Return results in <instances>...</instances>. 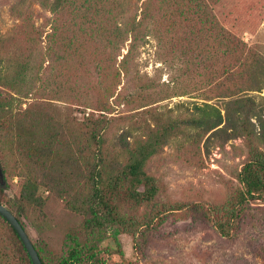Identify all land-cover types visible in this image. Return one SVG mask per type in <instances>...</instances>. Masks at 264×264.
I'll return each instance as SVG.
<instances>
[{
	"label": "trees",
	"instance_id": "obj_1",
	"mask_svg": "<svg viewBox=\"0 0 264 264\" xmlns=\"http://www.w3.org/2000/svg\"><path fill=\"white\" fill-rule=\"evenodd\" d=\"M40 1L51 13L49 28L41 30L26 17L15 29L24 49L33 40L39 41L41 59L36 64L34 87L25 84V52L20 83L0 75V203L25 229L22 217L42 210L45 199L38 190H45L46 198L62 202L83 217L68 233L69 247L59 264H98V244L109 238L116 242L119 230L134 236L133 224L122 216V202L137 206L155 196L154 178L144 167L173 132H179L180 126L207 131L225 123L236 128L234 123L240 121L242 126L244 114L254 108L248 92L264 93V56L241 38L264 21V0ZM149 38L156 41L158 55L169 43L173 56L180 55L210 78L213 97L227 100L222 109L195 104L197 115L179 123H165L157 117L154 125L140 127L141 134L132 142L127 138L133 130L126 128L117 141L124 152L121 162L110 155L107 146L110 114L135 100L144 105L158 101L152 93L141 94L143 86L154 88L153 80L138 76L135 61ZM3 63L0 56V68ZM55 65L62 69L57 74L74 78L72 85L53 84ZM95 73L102 85L96 98H86V78ZM127 82L137 90L124 92ZM74 106L92 111L79 118L76 112L81 111ZM10 176L20 180L15 202L3 200ZM238 182L234 198L221 209L214 206L205 213L221 236H229L249 201L264 196L263 152H253L241 166ZM221 210L224 218L217 216ZM0 220L12 241L2 243L0 239V264H31L15 230L2 216ZM109 230L111 236H107ZM75 234L85 238L84 246Z\"/></svg>",
	"mask_w": 264,
	"mask_h": 264
},
{
	"label": "rangeland",
	"instance_id": "obj_2",
	"mask_svg": "<svg viewBox=\"0 0 264 264\" xmlns=\"http://www.w3.org/2000/svg\"><path fill=\"white\" fill-rule=\"evenodd\" d=\"M132 3L129 4L131 9ZM26 17L41 30L49 28L51 13L40 0H0V56L5 62L1 64V78L22 81L20 68L25 52L28 59L24 79L31 88L41 49L36 40L24 49L23 40L16 36L15 29ZM241 38L264 56V21L253 32H244ZM168 46L169 43L164 51L162 49V55H158L156 41L149 38L135 58L138 76L151 78L154 87L143 86L139 91L152 93L158 101L144 105L135 97V101L119 106L118 112L110 114L107 146L110 155L121 162L124 152L117 141L126 128L133 130L127 138L132 142L133 137L141 134L140 127L154 125L157 117L165 123H179L197 115L195 104L209 103L220 109L225 105L227 98L213 97L210 78L206 79V74L195 70L190 61L180 55L173 56ZM15 54V59H10ZM188 66L190 69L186 70ZM60 68L55 65L53 70H56H52L53 84L72 85L73 77L57 74ZM86 81L83 95L96 98L102 85L100 77L95 73ZM135 90L136 85L126 83L124 92ZM247 95L251 96L254 108L244 114L242 126L240 121L234 123L236 128L225 123L208 131L180 126L181 130L174 131L148 159L144 170L154 178L156 194L149 202L137 206L122 202V216L133 224L134 236L119 230L116 242L109 238L98 244V264H264V196L245 205L229 236L219 235L205 217L207 209L214 206L221 209L234 198L239 189L238 172L253 152L264 153V93L248 92ZM74 107L81 111L76 112L79 118L83 112L92 111L88 107ZM6 185L3 200L9 198L15 202L20 190L19 178L8 177ZM38 195L45 199L42 210L28 212L30 218L22 217V222L45 264H59L69 247L68 233L83 217L66 209L62 202L46 198L47 192L43 189L38 190ZM223 214L221 210L217 216L224 218ZM111 232L109 230L107 236H111ZM10 236L0 220L2 243L12 242ZM75 236L79 245L84 246L85 238Z\"/></svg>",
	"mask_w": 264,
	"mask_h": 264
},
{
	"label": "water",
	"instance_id": "obj_3",
	"mask_svg": "<svg viewBox=\"0 0 264 264\" xmlns=\"http://www.w3.org/2000/svg\"><path fill=\"white\" fill-rule=\"evenodd\" d=\"M0 177H2L1 170ZM0 216H2L6 220V222L15 230L30 258L31 264H43L27 231L17 220L13 212L3 203H0Z\"/></svg>",
	"mask_w": 264,
	"mask_h": 264
}]
</instances>
